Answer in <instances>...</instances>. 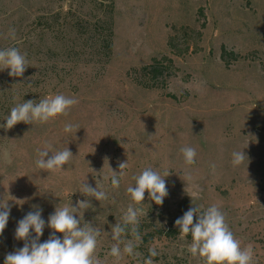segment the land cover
<instances>
[{"label": "rangeland", "instance_id": "374dc122", "mask_svg": "<svg viewBox=\"0 0 264 264\" xmlns=\"http://www.w3.org/2000/svg\"><path fill=\"white\" fill-rule=\"evenodd\" d=\"M13 46L28 68L20 78L0 71V124L24 100L63 94L78 103L46 124L0 129V201L11 207L0 264L23 247L14 237L17 221L33 205L47 222L55 207L87 199L78 192L86 178L109 198L89 197L81 226L100 229V264H117L108 255L111 226L130 203L126 188L147 166L168 170L169 194L157 206L145 193L138 255L118 264H144L150 247L158 252L153 264H204L175 221L193 205L202 212L213 204L241 247L252 246L253 264H264V0H0V49ZM160 60L170 76L138 86L135 71ZM48 144L73 153L64 172L35 166ZM185 146L195 148V165H185ZM236 150H244L248 167L232 166ZM126 160L113 190L103 178ZM50 232L46 226L40 241Z\"/></svg>", "mask_w": 264, "mask_h": 264}, {"label": "clouds", "instance_id": "9594fccd", "mask_svg": "<svg viewBox=\"0 0 264 264\" xmlns=\"http://www.w3.org/2000/svg\"><path fill=\"white\" fill-rule=\"evenodd\" d=\"M7 35L15 40L16 30L10 28ZM27 64L26 56L21 54L18 48L13 46L0 49V71L8 70L10 77H23L28 68ZM77 103L78 100L75 97L63 94L45 96L38 102L24 100L21 103H14L9 114L4 118V123L0 124V129L7 131L19 123L46 124L58 117L68 116L70 109ZM72 131L73 125L65 124L64 132L71 133ZM181 152L185 165L196 164L195 148L185 146ZM73 157L68 147L52 151V145L48 144L42 150H38L35 166L46 172H64L65 165ZM246 161L248 167V157L244 150L232 152L233 167H243ZM118 167L119 172L109 166L110 177L103 178L110 182L113 190L120 188L125 169L128 168V160L120 162ZM211 167L214 171L215 165ZM169 175L167 169L161 171L147 166L133 177L134 186L129 185L126 188L130 203L123 211L120 221H116L110 231L111 239L115 243L111 245L108 255L113 257L117 264L125 255L129 257L138 255L135 249L142 242L139 232L140 217L144 214V206L149 205L144 203L145 193L149 201L162 206L169 194L165 180ZM192 179L190 172L185 174V183ZM78 192L87 199L77 200L75 205L71 200L63 207H55L47 222L42 216L43 209L38 205H33V210L17 221L14 233L16 240L24 242L23 247L6 254L3 264H100L96 255L98 238L101 236L100 229L86 222L81 226L80 217L84 215V210L92 206L89 197L100 203L108 200V193L97 182L95 188L89 185L87 178L86 182L80 185ZM189 197L193 205L192 197ZM10 213L9 203L5 204L4 201H0V238L3 237L8 225ZM175 225L181 236L190 235L191 243L188 245V250L193 257L198 256L203 259L204 264H253L252 246L241 247L239 240L228 227L224 213L217 205H210L202 212L199 206L193 205L176 219ZM46 226L51 229L50 238L41 242L40 238ZM56 233L62 234V238L55 235ZM128 236L131 238H126ZM148 251L149 257L144 260V264H153L151 258L156 257L158 252L154 247H150Z\"/></svg>", "mask_w": 264, "mask_h": 264}, {"label": "trees", "instance_id": "16d2710c", "mask_svg": "<svg viewBox=\"0 0 264 264\" xmlns=\"http://www.w3.org/2000/svg\"><path fill=\"white\" fill-rule=\"evenodd\" d=\"M112 37H113V33L111 30L110 39H109L110 41L108 46L110 55L112 53ZM166 63L167 62L164 60L154 61L152 64L144 66L140 70H136L135 71L136 77L134 79L135 83L138 86L149 88L151 86L148 85V83H152L154 86L155 83L159 81H163L167 74L170 76V72H169L170 68L169 65Z\"/></svg>", "mask_w": 264, "mask_h": 264}]
</instances>
